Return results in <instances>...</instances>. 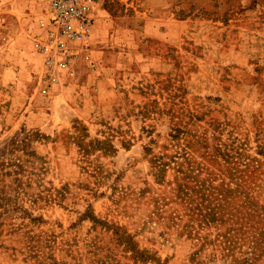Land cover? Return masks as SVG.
Masks as SVG:
<instances>
[{
	"label": "rangeland",
	"instance_id": "obj_1",
	"mask_svg": "<svg viewBox=\"0 0 264 264\" xmlns=\"http://www.w3.org/2000/svg\"><path fill=\"white\" fill-rule=\"evenodd\" d=\"M46 12L0 0V264H264V0H94L51 85Z\"/></svg>",
	"mask_w": 264,
	"mask_h": 264
},
{
	"label": "built area",
	"instance_id": "obj_2",
	"mask_svg": "<svg viewBox=\"0 0 264 264\" xmlns=\"http://www.w3.org/2000/svg\"><path fill=\"white\" fill-rule=\"evenodd\" d=\"M93 2L47 0L45 34L35 43L46 84H56L60 80L58 72L65 77L72 74L75 59L83 48L86 49L91 34Z\"/></svg>",
	"mask_w": 264,
	"mask_h": 264
}]
</instances>
